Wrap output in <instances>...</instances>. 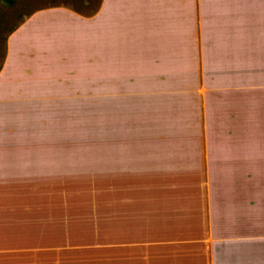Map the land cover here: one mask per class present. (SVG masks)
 Segmentation results:
<instances>
[{
  "label": "rangeland",
  "instance_id": "rangeland-1",
  "mask_svg": "<svg viewBox=\"0 0 264 264\" xmlns=\"http://www.w3.org/2000/svg\"><path fill=\"white\" fill-rule=\"evenodd\" d=\"M97 1L0 0V72L8 38L37 11L82 15ZM248 24L208 29L212 40L175 59L132 60L128 69L97 61L95 76L47 80L33 65L45 61L44 41L22 52L34 63L0 77V264H44L37 254L45 249L48 264H109L110 216L120 221L126 210L119 187L146 183L143 157L158 164L151 178L159 196L178 202L165 213L183 214L203 241L207 198L216 199L219 235L240 242L230 243L228 264H264V26ZM137 205L127 216L141 223Z\"/></svg>",
  "mask_w": 264,
  "mask_h": 264
},
{
  "label": "crops",
  "instance_id": "crops-1",
  "mask_svg": "<svg viewBox=\"0 0 264 264\" xmlns=\"http://www.w3.org/2000/svg\"><path fill=\"white\" fill-rule=\"evenodd\" d=\"M79 12L82 15L70 9L50 7L29 17L8 38L6 61L0 77H4L2 74L8 68L21 67L28 61L32 65L34 62L28 57L23 60L21 53L27 49L38 51V45L43 41L45 61L41 59L33 65L41 69L44 66L47 70L45 79L49 80L55 73L68 77L95 76L97 61L120 62V66L128 69L132 60L159 56L175 59L185 54L191 43L200 42L203 45L212 40V32L208 29L251 26L248 24L251 21L255 24L263 22L256 25L264 26V0H99L92 12ZM118 67L112 69L117 70ZM143 158L140 169L143 175H147V179H144L146 183L125 179L119 187L122 189L120 192L126 194L122 198L126 210L123 215L118 213L120 221H114L116 217L110 216L111 226L106 233L109 264H198L194 259V251L197 253V250L198 255L204 254L206 264H228L230 259L226 254L230 243L240 242L219 235L218 225L214 221L216 212L212 208L216 199L210 201L207 198L209 226L206 232L210 231V235L204 240L211 242L204 246L201 245L204 240L199 241L192 226L181 221L183 214L174 219L161 209L170 208L169 205L174 207L178 202L169 201L173 196L171 193L167 197L159 196L161 192L155 190L160 186L157 183L159 180L151 178L158 164L150 162L149 157ZM213 161L209 158L211 173L208 182L216 193L219 176L215 174L218 171ZM162 167L165 169L167 166ZM144 188L149 189L144 191ZM113 193L111 191V195ZM158 198L160 202H157ZM137 204L146 212L141 223L127 216L128 209H138ZM152 209H156V212L151 213ZM204 225L205 230L206 218ZM40 251L37 261L43 259L44 264H48L46 258L49 251ZM97 256L102 257L100 254ZM234 264H244V261L238 262L237 259Z\"/></svg>",
  "mask_w": 264,
  "mask_h": 264
},
{
  "label": "trees",
  "instance_id": "trees-1",
  "mask_svg": "<svg viewBox=\"0 0 264 264\" xmlns=\"http://www.w3.org/2000/svg\"><path fill=\"white\" fill-rule=\"evenodd\" d=\"M4 1H6V3L8 2L9 4H12V2H13V0H4ZM245 259H246L245 257L241 258L242 261H245ZM244 264H245V262H244Z\"/></svg>",
  "mask_w": 264,
  "mask_h": 264
}]
</instances>
